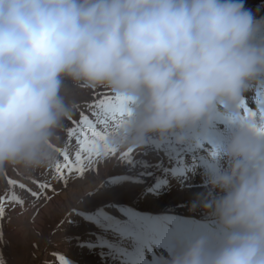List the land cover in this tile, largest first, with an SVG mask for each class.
Here are the masks:
<instances>
[{
    "label": "clouds",
    "instance_id": "9594fccd",
    "mask_svg": "<svg viewBox=\"0 0 264 264\" xmlns=\"http://www.w3.org/2000/svg\"><path fill=\"white\" fill-rule=\"evenodd\" d=\"M238 0H0V169L57 157L71 108L65 78L138 100L121 146L138 147L232 111L264 76V43ZM229 171L210 178L224 234L197 238L169 264H264V138L246 119L223 149Z\"/></svg>",
    "mask_w": 264,
    "mask_h": 264
},
{
    "label": "rangeland",
    "instance_id": "374dc122",
    "mask_svg": "<svg viewBox=\"0 0 264 264\" xmlns=\"http://www.w3.org/2000/svg\"><path fill=\"white\" fill-rule=\"evenodd\" d=\"M238 2L251 14L254 24H259L252 42L264 43V0ZM94 93L114 95L106 86L90 87L65 78L64 94L71 108L69 117L78 119L83 111L93 118L84 105L91 101ZM242 101L247 102L248 108L257 114L256 117L259 116L264 108V76L249 83L236 107L241 106ZM128 107L130 115H126L124 120L135 115L138 100L132 99ZM228 112L223 102H218L212 110L216 114L211 115L210 120L206 123L201 120L192 127L194 130L198 125L205 126L206 130L201 127L197 131L205 130L203 133L206 134L213 131L204 141L196 133L192 136L186 132L183 134L185 140L176 143V132L163 137L152 133L141 146H121L117 138L119 124L109 135V143L116 150L115 154L101 155L83 175H72L66 184L55 183V191L48 189L38 199L27 189L38 190L33 181L46 180L49 165L33 169L17 166L15 170L14 166L8 165L0 169V193L8 188L9 178L27 186L20 189L17 185L15 189L25 203L8 205L6 215L0 219V261L3 264H61L60 257H64L67 264H154L151 263L152 255L158 264L162 258L163 264H169L172 259L170 250H174V247H169L172 241L168 240H176L178 231H189L198 236L209 235L211 239L206 240L211 242V246L208 244L210 249L213 248V242L224 234L215 213V201L224 196L223 189L210 182L213 175L224 172L217 166V159L221 156L218 155L217 159L215 156L218 146H222L220 150L224 152L233 135L227 133L228 126L233 121L238 123L240 119H246L241 111L231 116ZM65 125H69L68 118L62 128ZM262 125L259 123L257 128ZM61 132H57V147H62L67 139ZM258 134L264 138V134ZM190 138L193 143L189 146ZM161 139H164L162 143ZM147 141L155 143L159 149ZM167 146L166 150H161ZM128 148L132 149L131 153L122 155ZM229 158L227 156L226 164ZM56 159L62 157L57 153ZM200 163H206L210 172L198 182L197 178L202 174L199 169L203 165H196ZM212 165L214 169H211ZM112 203L120 205L113 209ZM78 204L87 207L103 205V209L111 210L112 218H115H100L99 223L96 221L98 224L84 227L87 221L77 215L79 219L74 224L67 218L71 208L77 207L85 212L91 210ZM80 220L84 222L83 228L80 227ZM198 225L204 226L198 228ZM75 226L80 230L75 231ZM159 226L164 227L165 232L157 241L163 233ZM85 231L86 234L81 235ZM176 249L179 253L178 245Z\"/></svg>",
    "mask_w": 264,
    "mask_h": 264
},
{
    "label": "snow or ice",
    "instance_id": "6c2138e0",
    "mask_svg": "<svg viewBox=\"0 0 264 264\" xmlns=\"http://www.w3.org/2000/svg\"><path fill=\"white\" fill-rule=\"evenodd\" d=\"M133 98L122 95H111L107 93H94L90 102L84 107L91 112L88 114L81 111L78 119L69 117V125L64 126L66 141L62 147L55 145L56 151L62 159H56L49 165L44 181H33L37 184L38 190L28 188L34 198H40L48 189L55 191V183L66 184L69 177L75 174L83 175L90 170L97 159L104 154H115V149L109 143V135L112 130L121 124L126 115H130L129 102ZM243 116L249 119H256L257 114L248 109L245 102H241ZM260 119L264 121V109H261ZM258 133L264 134V125L257 128ZM132 149L128 148L122 155H129ZM215 155V152H213ZM17 166H14V170ZM7 169H5V174ZM8 188L0 193V219L6 215L8 205H23L25 201L15 191L17 185L20 189L27 186L15 179L9 178ZM61 264H67L64 257H60ZM0 264H3L0 261Z\"/></svg>",
    "mask_w": 264,
    "mask_h": 264
},
{
    "label": "bare ground",
    "instance_id": "6f19581e",
    "mask_svg": "<svg viewBox=\"0 0 264 264\" xmlns=\"http://www.w3.org/2000/svg\"><path fill=\"white\" fill-rule=\"evenodd\" d=\"M247 103V102H246ZM247 105V104H246ZM249 109V108H248ZM264 109V108H263ZM261 111V110H260ZM241 112H243V108L241 109ZM246 119H248L247 117H246ZM245 119V120H246ZM255 122H256V124L258 125L259 123H261V124H264V122H261L262 120L260 119V115L258 116V117H256V120H254ZM258 121H260V122H258ZM242 122H243V120H241L240 119V121H238V123H235L234 121H233V123H231L229 126H228V131H227V133H235L238 129H239V127L241 126V124H242ZM222 134V133H221ZM262 138H263V136H261ZM231 140V139H230ZM220 148H222V146H218V149H217V153L218 154H216V156H215V158L217 159V157H218V155H220L221 156V158H219V159H217V161H218V169H220V170H222V171H224V172H226V171H229L230 170V168H231V165H232V159L231 158H229L230 159V161L226 164V160H227V156L225 155V153L224 152H222L221 150H220ZM224 156H226L225 158H223ZM217 163V162H216ZM203 165V167H201L200 169H199V171L202 173L200 176H198V178H197V181L199 182L200 181V179L203 177L204 178V175L205 176H208V175H206V173H208V171H209V167H208V165L206 164V163H200L199 165L197 164L196 166L197 167H200V166H202ZM219 170V171H220ZM210 172V171H209ZM212 175V174H211ZM200 184V183H199ZM223 193V195H226V192L223 190L222 191ZM53 205V204H52ZM45 225V224H44ZM175 238V237H174ZM195 239H193V240H189L187 237H177L176 238V241H172L170 244H169V247L170 246H172V247H174V250H170V253H171V258L175 255V254H177V249H176V245H178V250H179V252H181L183 249H185L191 242H193ZM215 241V240H214ZM211 243V242H210ZM209 244V243H208ZM168 247V248H169ZM170 249V248H169ZM151 258H152V261H151V263H154V264H158L157 263V259H156V257H153L152 255H151ZM159 259V258H158ZM159 264H163V262H164V259L162 258V260H160L159 259Z\"/></svg>",
    "mask_w": 264,
    "mask_h": 264
},
{
    "label": "flooded vegetation",
    "instance_id": "af4514ba",
    "mask_svg": "<svg viewBox=\"0 0 264 264\" xmlns=\"http://www.w3.org/2000/svg\"><path fill=\"white\" fill-rule=\"evenodd\" d=\"M63 130H64V128L61 127L60 131H63Z\"/></svg>",
    "mask_w": 264,
    "mask_h": 264
}]
</instances>
